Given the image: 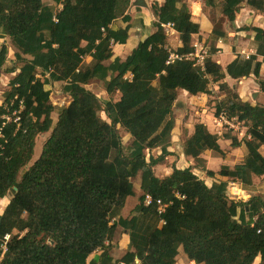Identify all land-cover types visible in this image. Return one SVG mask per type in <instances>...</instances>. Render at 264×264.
<instances>
[{"label":"trees","instance_id":"16d2710c","mask_svg":"<svg viewBox=\"0 0 264 264\" xmlns=\"http://www.w3.org/2000/svg\"><path fill=\"white\" fill-rule=\"evenodd\" d=\"M50 1L0 0V39L13 49L15 66L8 72H17L0 105V201L10 194L0 213V264H176L181 253L194 264H253L258 257L264 264V199L235 201L227 193L230 183L247 188L264 177V107L241 101L225 82L252 76L264 94V30L237 29L253 32L254 54L222 68L211 53L200 66L186 58L199 33L188 5L162 0L151 6L154 32L121 59L112 46L128 39L131 0ZM203 2L216 7L213 0ZM242 7L264 18V0H222L220 14L230 29ZM118 19L127 25L113 29ZM166 25L177 34L178 48H171ZM211 34L220 42L226 37L216 28ZM8 48L0 45V71ZM170 54L182 58L167 64ZM88 57L93 64L83 68ZM91 82L102 84L107 101L85 88ZM53 83L63 84L70 98L58 110L46 89ZM211 84L224 95L214 117L224 113L245 129L241 139L222 136L233 149L243 146L242 160L217 172L203 170L213 179L210 186L190 168L157 177L154 168L171 155L179 91L210 95ZM116 94L118 100H111ZM119 129L129 146L122 145ZM43 134L49 135L30 164L35 139ZM219 139L196 123L182 155L195 163L204 162L208 151L224 158ZM156 149L158 156L146 157ZM136 177L138 203L122 217ZM117 232L129 243L114 259Z\"/></svg>","mask_w":264,"mask_h":264},{"label":"rangeland","instance_id":"374dc122","mask_svg":"<svg viewBox=\"0 0 264 264\" xmlns=\"http://www.w3.org/2000/svg\"><path fill=\"white\" fill-rule=\"evenodd\" d=\"M44 1L47 4H52L50 0H44ZM213 2L216 4V7L212 9L205 7L204 2H203V12L207 15L212 29L216 28L219 31L226 34V37L221 40V43H223L224 45H227L229 43L231 45V48H230L231 52L229 50L225 51V46L223 47L221 46L218 49L217 48L218 41L215 39V37L211 33L209 37L207 38L193 40L194 45H197L198 48L201 46L202 48L201 50L203 53H205L206 57L210 56V54L213 53L211 57H213L215 61L223 62L222 60L226 56H230L231 58L232 57L235 58V56L239 58L248 57L251 54L250 49H252V44L251 42L247 41V39L252 35L253 32L251 30H244L242 31L243 32L242 35H240L239 37L236 36L235 38H232V36L229 35L231 33L230 24L227 22L226 18H224L220 14V3L222 2V0H213ZM144 3L146 4V7L149 8L150 6L149 11L151 12L152 4L157 3V1L156 0H144ZM189 10L191 14L193 13L195 14L196 12H198L196 8H189ZM248 18H251V22L248 21L247 23H244L243 21H240L237 24L241 26V28L243 27L251 28V27L260 25L264 29V19L261 16L257 15L256 13H249ZM165 31L169 35L170 46L174 47L176 43L175 35L171 33L170 29L166 28ZM3 43H5L9 48H8L7 62L5 63L3 69L0 71V105L3 101L4 92H6L9 89L8 82L17 73V72L16 73L8 72L15 66L14 57H13V49L9 45V40L6 37L0 39V45H2ZM253 44L255 48V43L253 42ZM237 52H240V54ZM92 64H93V61L91 59L86 61V58H85L83 61L82 67L83 68L90 67L92 66ZM261 79H264V78H261ZM227 82H228L227 84L229 85V87L233 88L234 91H236L235 87H238L241 84V83L239 84L240 80L238 81L228 80ZM62 87H63V84L61 83H53V84H49L48 86H46V89L50 91V97H49L50 101L53 104V106L56 107L57 110L61 107H66L70 102V98L68 97L66 93L63 92ZM85 88L91 91L92 93H94L101 102H105L109 99L108 95L103 90L101 83L91 82L88 85H85ZM256 88H257L256 96L254 98L252 97L253 95L247 96L249 102H252V103L260 102L261 92L259 91L257 84H256ZM210 89H211L210 95H206L201 100L200 99L192 100V98L187 97L186 99H183V101H178V103L174 105L173 118H174L175 132L173 131V133L175 134L176 139L175 141L171 140V144L168 148V151L170 152L172 151L171 155L167 156L161 164L157 165L154 168V174L157 177H163V176L168 175L171 172L172 168L174 167L176 168V166H178L179 168H190L197 177L202 178V180H204V182L208 186H210L212 179L207 178L203 170L209 169L211 171L217 172L219 171L221 166H228L231 168L235 164L240 162L242 158L240 150L231 148L229 141L223 142L222 140V136L225 134H228V135L230 134L231 136L233 134H236L234 132L232 134V132L227 130L226 128L219 129V134H216L221 139L219 141V145L221 149L225 152L224 158H220L212 152H208V153L205 152L204 155L207 156V159L204 162L195 163L191 159H187V158L180 159L181 156H179V154L182 152V144L188 137L189 131L191 130L190 125L192 123H195L197 119H200L201 116L203 117V119L210 120L212 117L211 115L214 114L215 104H217L224 97L223 93L218 90V87L216 84L215 85L211 84ZM118 98H119V95L116 94L112 96V98L110 99L113 101H117ZM100 117L104 121L108 122V120L106 119L103 113H100ZM56 118L57 116L54 113L52 115V120L55 122ZM211 129L212 128L210 127V130ZM242 134H243V130H242ZM242 134L239 135L240 137L237 134L238 138H241ZM48 135L49 134H43V135H39L38 137H36L35 143H34V154H33L30 164L38 158L41 152L43 143L47 139ZM119 135L121 137L122 145L124 147L129 146L131 143V139L129 138V136L122 129H119ZM159 154H160V151L156 149V150L150 151L149 153H146V157L148 158L149 155L156 157ZM206 162L208 164H206ZM132 183H133L135 193L133 197H129L126 200L125 207L121 212L122 217H127L130 215L132 209L137 205L138 197L141 193V191L139 190V177H136L135 179H133ZM230 185L231 184L228 185V189H227L228 196L231 198H238L236 197V195H234L235 197L233 196L232 193L236 190H232ZM235 186L242 191V192H239V194L243 196L242 199H235L236 201L245 202L251 196H260L262 199H264V178L253 180V185L251 187L245 188L238 184H235ZM9 199H10V194L6 196L5 201L6 200L7 201L5 202V204H1L0 202V213L2 209H4L6 204H8ZM120 237H121L120 234L117 232L114 238V242H113V250L111 251V254L113 255L114 259L118 258L122 254V251L118 250V246H117ZM176 264H188V261L186 260L185 255L181 253L176 259Z\"/></svg>","mask_w":264,"mask_h":264},{"label":"crops","instance_id":"0c3cea01","mask_svg":"<svg viewBox=\"0 0 264 264\" xmlns=\"http://www.w3.org/2000/svg\"><path fill=\"white\" fill-rule=\"evenodd\" d=\"M134 1L135 0H131V4H130L128 10H127V15H129V17H130V20L128 22V25L130 26V28L128 29V39L126 40V43L123 44V45L114 44L112 46V50H113L114 56L115 57H119L121 59H124L130 53V51L138 44V42L142 41L147 35H149V34L154 32V28L152 27L151 24L155 21V18H154L153 14H152V11L151 12L149 11L150 6H149V8L148 7L135 6L134 5ZM156 1H157L158 4H161V2H162V0H156ZM183 1L189 6V8H196L197 11H198L195 14L194 13L191 14L193 16L192 20L199 25V33L197 35H194L192 37V39L193 40H195V39L198 40V39H204V38L209 37V35L211 33V30H212V27H211V24H210V21H209L207 15L203 12V0H183ZM143 2H144V0H143ZM249 13H254V12H252L249 8H246V7H242L240 9V11L238 12V14L236 15V18H235L234 29H231V33L229 34V35L232 36V38H235L236 36L239 37L240 35L243 34L242 31H237V29L241 28V26H239L237 23H239L240 21H243L244 23H247L248 21L251 22V18H248ZM126 25L127 24L125 22H122L121 19H118L112 24L111 27L113 29H119V28H124ZM255 27L263 29L260 25L255 26ZM170 31H171L172 34L175 35V38H176L175 46L174 47L171 46V47L173 49L178 48L180 46V42L178 40V36L171 29H170ZM253 36H254V34L252 33V35L247 39V41L251 42V44H252V49H250V53L251 54H254V51H255L254 44H253ZM230 39H231V37H230ZM221 46L222 47L225 46V51H228V50L230 51L231 45L229 43L227 45H224L223 43L218 41L217 48L219 49V47H221ZM237 53L240 54V52H237ZM235 58H236V56H235ZM235 58H233V57L231 58L230 56H226L225 58H223V60H222L223 62H221V61H216V62L222 68H225V66L227 64H229L230 62H232ZM89 59H90L89 57L86 58V61H88ZM260 77L264 78V65H262L261 68H260ZM228 80L235 81V80H232V79L227 77L225 79V82L228 83L227 82ZM239 84H240V86L235 87V88H236V92L238 93L241 101L248 102L251 105H259V106L264 107V94L261 93L260 102H258V103L249 102V100L247 98L248 95H253L252 96L253 98L256 96V89L257 88H256L255 80H254V78L252 76L247 78V79H243V80L240 79ZM205 96L206 95H202V94H200L198 96H189L187 93H185L183 91H179L178 97L176 99L175 104L178 103V101H183V99H186L187 97L192 98V100L193 99H196V100L200 99L201 100ZM181 97H183V98H181ZM211 116L212 117H211L210 120L203 119V117L201 116L200 119H197L195 121V123H192L190 125L191 130L189 131L188 137L192 134L193 127H194V125L196 123H202V124H204L207 127V129L211 133L219 134V129H222L223 127L218 125V123L216 122V117H214V115H211ZM210 127L212 128L211 130H210ZM173 131L175 132V127H174ZM173 131H172L171 140L175 141L176 136L173 133ZM232 134H233V132H232ZM233 135L237 136V134H233ZM244 135H245V129L243 128V134H242L241 138H243ZM238 136H239V134H238ZM241 138H238V139H241ZM220 140L221 139H219V141ZM223 142H228V140H223ZM237 149L240 150L242 158H243V155H244L243 146H241V147H239ZM263 151H264V149H263ZM168 152H170V151H168ZM208 152H206V153H208ZM170 153H172V151ZM179 156H181L180 159H183V158L190 159L189 157H184L182 155V152L179 154ZM208 157H210V156H208ZM202 158L206 161L207 156H205L203 154ZM242 158H241V160H242ZM206 164H208V163L206 162ZM176 168L184 169V168H179L178 166H176ZM207 170H209V169H207ZM200 179H202V178H200ZM255 179L257 180L259 178H254V180ZM216 180H223V179H221V178L216 176ZM212 182H213V179H212ZM212 182H211V184H212ZM128 243H129V240H128L127 235L122 234L120 239H119V241H118V244H117L118 250L122 251V254L127 250ZM96 256H97V254H93L91 256V258H96ZM258 263H260V258L259 257L254 260L253 264H258ZM188 264H194V263L193 262H188Z\"/></svg>","mask_w":264,"mask_h":264},{"label":"built area","instance_id":"2783aa9c","mask_svg":"<svg viewBox=\"0 0 264 264\" xmlns=\"http://www.w3.org/2000/svg\"><path fill=\"white\" fill-rule=\"evenodd\" d=\"M164 28L170 29V26L166 25V26H164ZM193 49H194L193 53L188 55L186 58L187 59H195L197 64L202 66L203 60L206 57L205 53L202 52L201 46L198 48L197 45L193 44ZM181 58L182 57H179L175 54H170L168 61H167V64L173 63L174 60H180ZM7 120H9V119L7 118ZM17 120L18 119L16 118L14 120V122H17ZM216 122L218 123L219 126L226 128L227 130H229L231 132H234V133L239 134V135L242 134V130H243L242 124L240 122H238L235 118L229 119L224 113H221L218 115V117H216ZM230 186H231L232 190H236L232 193L233 196L236 195V197H238V198H231L230 197V199H232V200L242 199L243 196L239 194V192H242V191L240 189H238L234 183H231ZM151 202H152L151 198L149 196H146L145 197V205H149V204H151ZM156 204L159 206V210L161 211L162 206L160 205V201H156ZM8 239H9V236H5L4 243L1 245V249L3 252L5 251V248H6L5 245H6V242L8 241Z\"/></svg>","mask_w":264,"mask_h":264},{"label":"water","instance_id":"95a60500","mask_svg":"<svg viewBox=\"0 0 264 264\" xmlns=\"http://www.w3.org/2000/svg\"><path fill=\"white\" fill-rule=\"evenodd\" d=\"M135 6H141V7H146V4L143 2V0H135L134 1Z\"/></svg>","mask_w":264,"mask_h":264},{"label":"bare ground","instance_id":"6f19581e","mask_svg":"<svg viewBox=\"0 0 264 264\" xmlns=\"http://www.w3.org/2000/svg\"><path fill=\"white\" fill-rule=\"evenodd\" d=\"M7 201V200H6ZM5 199H3V200H1L0 202H1V204H5Z\"/></svg>","mask_w":264,"mask_h":264}]
</instances>
